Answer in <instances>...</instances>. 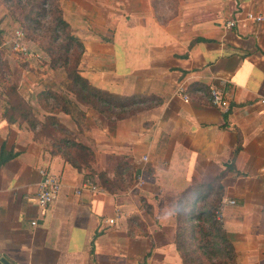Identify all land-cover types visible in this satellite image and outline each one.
Returning <instances> with one entry per match:
<instances>
[{
  "label": "crops",
  "instance_id": "1",
  "mask_svg": "<svg viewBox=\"0 0 264 264\" xmlns=\"http://www.w3.org/2000/svg\"><path fill=\"white\" fill-rule=\"evenodd\" d=\"M58 3L84 48L82 77L122 98L159 103L119 119L78 102L82 117L48 112L39 93H62L63 69L48 68L45 53L24 37L17 47L18 28L12 42L4 39L20 96L37 118L55 116L71 133L69 144L89 148L92 159L79 170L43 151L26 123L4 118L0 96V264H183L175 243L179 195L218 178L219 218L236 264H264V22L224 26L264 0ZM8 22L0 8L3 37ZM212 87L226 110L211 104ZM67 97L75 101L72 92ZM40 168L60 182L44 208L36 203ZM100 176H117L118 186L76 194L86 177L101 186Z\"/></svg>",
  "mask_w": 264,
  "mask_h": 264
},
{
  "label": "trees",
  "instance_id": "2",
  "mask_svg": "<svg viewBox=\"0 0 264 264\" xmlns=\"http://www.w3.org/2000/svg\"><path fill=\"white\" fill-rule=\"evenodd\" d=\"M6 6L9 17L18 22L24 38L29 41L39 40L38 48L42 50L48 60V68H62L65 73V84L62 93L44 90L39 93V100L43 109L51 113L63 111L70 115L74 112L83 116L77 110L76 103L94 107L106 116L115 119L132 114L139 109L157 105V102L147 96H130L122 98L91 85L79 74V61L83 53V45L71 32L69 24L63 19L58 0H0ZM3 31H0V96L5 101L4 118L9 123L19 120L28 123L31 130L36 126L41 132H47L52 149L50 153L60 154L74 167L81 170L92 159L91 150L80 143L71 144V133L60 124L55 116L47 115L43 121L34 116V110L20 96L17 86L10 79V69L5 58ZM75 95V101L67 97V92ZM50 99V100H48ZM36 117L32 121L28 116ZM117 179L108 180L100 176L101 187L113 190L118 185ZM220 179L210 183L191 186L179 195L176 209V237L175 243L183 264L190 263V246L197 231L204 236L211 235L207 245L202 248L211 249L209 258L223 254L215 264H236L233 245L223 229L222 221L217 217L223 187ZM195 263V262H194Z\"/></svg>",
  "mask_w": 264,
  "mask_h": 264
},
{
  "label": "built area",
  "instance_id": "3",
  "mask_svg": "<svg viewBox=\"0 0 264 264\" xmlns=\"http://www.w3.org/2000/svg\"><path fill=\"white\" fill-rule=\"evenodd\" d=\"M262 22H264V7L257 11L247 10L239 17L228 18L224 21V26L227 29L238 27L247 28L251 24H258ZM23 37L21 29L15 31L14 40L17 47L20 45V42H22ZM178 93L182 94L184 100H188V96L183 92V89H179ZM210 102L213 106L219 107L223 110H226L227 108V102L222 97L221 91L217 88L212 87L210 89ZM259 102L264 104V97L259 98ZM143 160H146V157H144ZM39 174L40 180L36 184V203L39 207L44 208L53 201L60 188V182L58 177L50 173L46 168H40ZM84 191L91 193L102 192L103 188L96 183L94 178L91 179L90 177H86L81 185L75 190L76 194H81ZM228 203H234V201H229ZM118 213L119 211L116 212L115 217L107 220L109 225L115 224L116 215H118ZM220 214V211H218L217 215L220 216ZM31 223L34 225L35 221Z\"/></svg>",
  "mask_w": 264,
  "mask_h": 264
},
{
  "label": "rangeland",
  "instance_id": "4",
  "mask_svg": "<svg viewBox=\"0 0 264 264\" xmlns=\"http://www.w3.org/2000/svg\"><path fill=\"white\" fill-rule=\"evenodd\" d=\"M0 8L2 9V13L6 12L7 15H9L8 9L1 2H0ZM11 23H12V20H11ZM11 23L8 22V24L6 25L7 27L12 28V29H8L9 31H7L4 34V39L6 38V40H10L12 42L13 32L17 28L20 29V27L18 26L19 25L18 22H13V24H11ZM32 42L36 46H38V44H39V40H37V41L35 40ZM10 43H7V44L9 45ZM34 58H36V57L34 56ZM34 60H36V59H34ZM36 62H38V61L36 60ZM34 116L33 115L28 116V119L34 121V120H36V117H34ZM37 119L39 121H43V120H41L42 118H37ZM25 125L28 126V128H29L28 123ZM32 134H33L34 141H36L37 143H39L41 145V149L43 151H45V152L51 151L52 146L50 145L51 142H50L49 138L46 137L47 132H44V131L41 132V128L39 126H36V124H35V129L32 130ZM217 217L219 218L218 215H217ZM210 240H213L211 235L204 236L202 232L197 231L195 239L192 238V246H190L189 257H190V263L191 264H215V263H218L221 259L226 258L223 256V254H218L217 256L212 257V259L209 258L210 256L208 255V252H210L212 250L207 249V248H202L201 246L207 245L208 242H210ZM235 262H236V253H235Z\"/></svg>",
  "mask_w": 264,
  "mask_h": 264
}]
</instances>
